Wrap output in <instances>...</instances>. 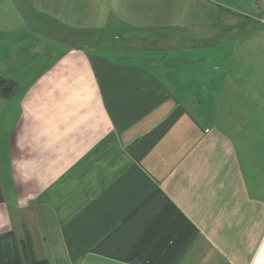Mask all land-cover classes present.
I'll return each instance as SVG.
<instances>
[{
  "label": "crops",
  "instance_id": "obj_1",
  "mask_svg": "<svg viewBox=\"0 0 264 264\" xmlns=\"http://www.w3.org/2000/svg\"><path fill=\"white\" fill-rule=\"evenodd\" d=\"M226 1L0 0V234L51 264H264V95L229 51L264 1ZM137 29L172 47L120 48Z\"/></svg>",
  "mask_w": 264,
  "mask_h": 264
},
{
  "label": "rangeland",
  "instance_id": "obj_2",
  "mask_svg": "<svg viewBox=\"0 0 264 264\" xmlns=\"http://www.w3.org/2000/svg\"><path fill=\"white\" fill-rule=\"evenodd\" d=\"M225 2V0H222ZM227 0V4L230 7H233V9H237L240 11L239 8H241V11L248 12V14H253V8L252 5L248 2V0ZM259 10V9H258ZM228 13V10H224ZM260 12V10L258 11ZM264 15V12H263ZM255 16H257L255 14ZM263 33H262V29ZM134 30V29H133ZM138 31L132 32L133 34L127 38L126 41L123 40H117L116 43L119 44L120 48H127L129 50H151V49H160L165 47H172L171 44L168 45V43H164V39L156 38L157 34L154 33L153 35H149V33H143L142 31H139L140 29H137ZM114 31H105L103 33H90L88 35L89 42L93 41L96 42L97 37L99 40H103L106 42L107 45H116L114 39L112 38ZM124 34L125 32H117L115 34ZM156 40L157 44H151L152 41ZM235 38L232 39L233 49H230L231 55L233 53H237V58L235 61V64H239V69L245 67L248 65L249 69L246 71V78L249 81V87L247 88L249 90V95L253 98L257 99V102H259V99L257 98L258 95H264V25H261L256 20H249V25L247 28V32L244 33L242 38V43L239 46L234 45L235 42L238 43ZM175 44V43H174ZM227 51V52H229ZM245 53L247 54V59L245 58ZM231 61V59L229 60ZM242 65L243 67H241ZM243 71V70H242ZM253 83V84H252ZM245 87L242 88L243 93L245 92ZM238 92L241 93V91L238 88ZM264 99V97H263ZM260 103V102H259ZM261 104V103H260Z\"/></svg>",
  "mask_w": 264,
  "mask_h": 264
},
{
  "label": "trees",
  "instance_id": "obj_3",
  "mask_svg": "<svg viewBox=\"0 0 264 264\" xmlns=\"http://www.w3.org/2000/svg\"><path fill=\"white\" fill-rule=\"evenodd\" d=\"M17 83L0 76V97L12 96ZM0 264H51L47 259L37 258L29 240H18L13 231L0 234Z\"/></svg>",
  "mask_w": 264,
  "mask_h": 264
},
{
  "label": "built area",
  "instance_id": "obj_4",
  "mask_svg": "<svg viewBox=\"0 0 264 264\" xmlns=\"http://www.w3.org/2000/svg\"><path fill=\"white\" fill-rule=\"evenodd\" d=\"M264 1V0H263Z\"/></svg>",
  "mask_w": 264,
  "mask_h": 264
}]
</instances>
